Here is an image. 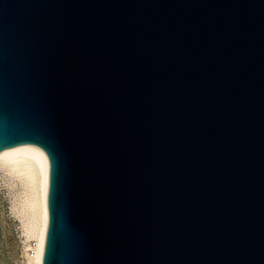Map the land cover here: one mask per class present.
Instances as JSON below:
<instances>
[{
  "label": "water",
  "instance_id": "water-1",
  "mask_svg": "<svg viewBox=\"0 0 264 264\" xmlns=\"http://www.w3.org/2000/svg\"><path fill=\"white\" fill-rule=\"evenodd\" d=\"M18 145L44 264H264V0H0Z\"/></svg>",
  "mask_w": 264,
  "mask_h": 264
},
{
  "label": "bare ground",
  "instance_id": "bare-ground-1",
  "mask_svg": "<svg viewBox=\"0 0 264 264\" xmlns=\"http://www.w3.org/2000/svg\"><path fill=\"white\" fill-rule=\"evenodd\" d=\"M53 164L48 151L33 145L0 151V175L8 187H17L12 207L22 222L29 264H44L48 180ZM33 239L35 244L31 242Z\"/></svg>",
  "mask_w": 264,
  "mask_h": 264
},
{
  "label": "rangeland",
  "instance_id": "rangeland-1",
  "mask_svg": "<svg viewBox=\"0 0 264 264\" xmlns=\"http://www.w3.org/2000/svg\"><path fill=\"white\" fill-rule=\"evenodd\" d=\"M16 188L8 187L0 175V264H29L22 222L12 207Z\"/></svg>",
  "mask_w": 264,
  "mask_h": 264
},
{
  "label": "built area",
  "instance_id": "built-area-1",
  "mask_svg": "<svg viewBox=\"0 0 264 264\" xmlns=\"http://www.w3.org/2000/svg\"><path fill=\"white\" fill-rule=\"evenodd\" d=\"M32 244H35V241H34V242H32Z\"/></svg>",
  "mask_w": 264,
  "mask_h": 264
}]
</instances>
